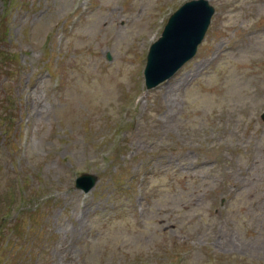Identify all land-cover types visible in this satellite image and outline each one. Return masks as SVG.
Returning <instances> with one entry per match:
<instances>
[{"label": "rangeland", "instance_id": "1", "mask_svg": "<svg viewBox=\"0 0 264 264\" xmlns=\"http://www.w3.org/2000/svg\"><path fill=\"white\" fill-rule=\"evenodd\" d=\"M184 1L0 0V264H264V0L146 90Z\"/></svg>", "mask_w": 264, "mask_h": 264}, {"label": "water", "instance_id": "2", "mask_svg": "<svg viewBox=\"0 0 264 264\" xmlns=\"http://www.w3.org/2000/svg\"><path fill=\"white\" fill-rule=\"evenodd\" d=\"M204 2L191 1L181 6L169 19L162 37L155 42L148 56L146 76L154 74V81L148 86L164 79L187 58H189L202 38L212 10L204 6ZM88 179L82 186L85 190L96 179L93 175H82L78 181ZM81 186V185H80Z\"/></svg>", "mask_w": 264, "mask_h": 264}]
</instances>
